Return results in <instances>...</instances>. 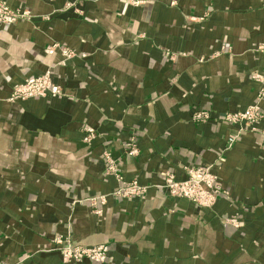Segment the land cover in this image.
<instances>
[{
    "label": "crops",
    "instance_id": "obj_1",
    "mask_svg": "<svg viewBox=\"0 0 264 264\" xmlns=\"http://www.w3.org/2000/svg\"><path fill=\"white\" fill-rule=\"evenodd\" d=\"M3 1L33 18L0 27V264H264V119L225 120L264 86V0ZM44 74L58 95L12 96ZM196 166L212 208L163 189Z\"/></svg>",
    "mask_w": 264,
    "mask_h": 264
},
{
    "label": "built area",
    "instance_id": "obj_2",
    "mask_svg": "<svg viewBox=\"0 0 264 264\" xmlns=\"http://www.w3.org/2000/svg\"><path fill=\"white\" fill-rule=\"evenodd\" d=\"M32 14L29 10L22 8H10L5 2L0 0V27L12 26L19 21L31 20ZM259 50L264 51V47ZM255 80L260 81L259 75H254ZM60 93L59 88L54 85L48 74L39 77H32L21 83L14 89L13 97L25 99L30 97L55 96ZM264 95L262 86L256 101L253 105L242 112L226 114L225 120L230 124H241L242 126H254L256 122L264 119V113L260 108V101ZM195 121L203 122L208 119V115L198 112L193 116ZM236 137L229 138V146L234 143ZM136 153L134 146H130L129 155ZM187 178L178 181L174 176H169L163 185L170 196L184 198L204 208H212L220 195H226L222 188L220 178L210 167L196 166L186 168ZM145 189L136 182L130 185H123L119 190L112 193L115 198H129L144 196ZM231 224H236L235 219H230ZM61 244V254L65 261L81 262L92 260L101 264L106 263L108 249L105 246H80L72 242L59 241Z\"/></svg>",
    "mask_w": 264,
    "mask_h": 264
},
{
    "label": "rangeland",
    "instance_id": "obj_3",
    "mask_svg": "<svg viewBox=\"0 0 264 264\" xmlns=\"http://www.w3.org/2000/svg\"><path fill=\"white\" fill-rule=\"evenodd\" d=\"M1 1H3V0H1ZM3 2H4V1H3ZM5 3H6V2H5ZM263 96H264V95H263ZM263 96H262V97H263Z\"/></svg>",
    "mask_w": 264,
    "mask_h": 264
}]
</instances>
